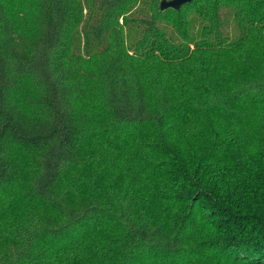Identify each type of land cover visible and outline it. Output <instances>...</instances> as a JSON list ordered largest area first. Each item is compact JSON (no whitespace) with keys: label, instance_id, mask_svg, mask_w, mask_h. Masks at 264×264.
<instances>
[{"label":"trees","instance_id":"16d2710c","mask_svg":"<svg viewBox=\"0 0 264 264\" xmlns=\"http://www.w3.org/2000/svg\"><path fill=\"white\" fill-rule=\"evenodd\" d=\"M161 1L0 0V264H264V0Z\"/></svg>","mask_w":264,"mask_h":264},{"label":"water","instance_id":"95a60500","mask_svg":"<svg viewBox=\"0 0 264 264\" xmlns=\"http://www.w3.org/2000/svg\"><path fill=\"white\" fill-rule=\"evenodd\" d=\"M195 0H163L160 2V10H167V9H172V10H179L182 6L186 4H190Z\"/></svg>","mask_w":264,"mask_h":264},{"label":"rangeland","instance_id":"374dc122","mask_svg":"<svg viewBox=\"0 0 264 264\" xmlns=\"http://www.w3.org/2000/svg\"><path fill=\"white\" fill-rule=\"evenodd\" d=\"M127 38H128L129 41H133L134 40V38L130 37V36H128Z\"/></svg>","mask_w":264,"mask_h":264}]
</instances>
